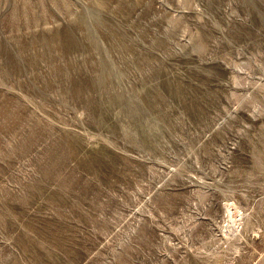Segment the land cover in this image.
<instances>
[{
	"label": "rangeland",
	"instance_id": "obj_1",
	"mask_svg": "<svg viewBox=\"0 0 264 264\" xmlns=\"http://www.w3.org/2000/svg\"><path fill=\"white\" fill-rule=\"evenodd\" d=\"M0 264H264V0H0Z\"/></svg>",
	"mask_w": 264,
	"mask_h": 264
}]
</instances>
